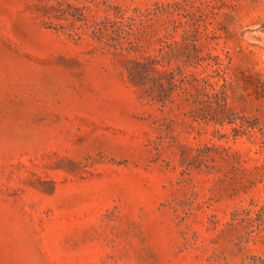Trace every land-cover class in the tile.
Instances as JSON below:
<instances>
[{"label": "rangeland", "instance_id": "rangeland-1", "mask_svg": "<svg viewBox=\"0 0 264 264\" xmlns=\"http://www.w3.org/2000/svg\"><path fill=\"white\" fill-rule=\"evenodd\" d=\"M0 264H264V0H0Z\"/></svg>", "mask_w": 264, "mask_h": 264}]
</instances>
